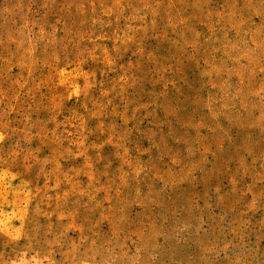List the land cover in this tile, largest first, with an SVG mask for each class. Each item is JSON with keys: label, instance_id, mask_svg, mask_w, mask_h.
Returning <instances> with one entry per match:
<instances>
[{"label": "rangeland", "instance_id": "374dc122", "mask_svg": "<svg viewBox=\"0 0 264 264\" xmlns=\"http://www.w3.org/2000/svg\"><path fill=\"white\" fill-rule=\"evenodd\" d=\"M0 264H264V0H0Z\"/></svg>", "mask_w": 264, "mask_h": 264}]
</instances>
